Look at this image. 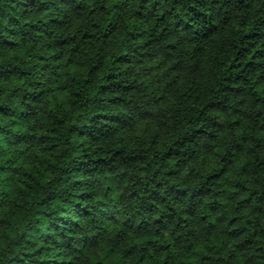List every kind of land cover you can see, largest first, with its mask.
Wrapping results in <instances>:
<instances>
[{"label": "clouds", "instance_id": "1", "mask_svg": "<svg viewBox=\"0 0 264 264\" xmlns=\"http://www.w3.org/2000/svg\"><path fill=\"white\" fill-rule=\"evenodd\" d=\"M0 264H264V0H0Z\"/></svg>", "mask_w": 264, "mask_h": 264}]
</instances>
